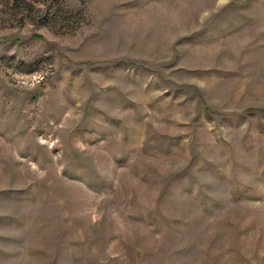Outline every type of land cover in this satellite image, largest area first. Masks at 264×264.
I'll return each instance as SVG.
<instances>
[{"label": "rangeland", "instance_id": "374dc122", "mask_svg": "<svg viewBox=\"0 0 264 264\" xmlns=\"http://www.w3.org/2000/svg\"><path fill=\"white\" fill-rule=\"evenodd\" d=\"M0 264H264V0H0Z\"/></svg>", "mask_w": 264, "mask_h": 264}]
</instances>
